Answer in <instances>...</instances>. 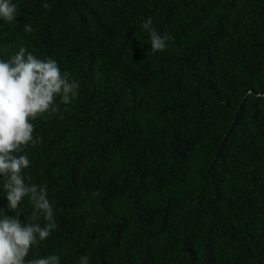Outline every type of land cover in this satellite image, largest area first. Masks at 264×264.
I'll return each instance as SVG.
<instances>
[{"label":"trees","instance_id":"trees-1","mask_svg":"<svg viewBox=\"0 0 264 264\" xmlns=\"http://www.w3.org/2000/svg\"><path fill=\"white\" fill-rule=\"evenodd\" d=\"M13 3L0 59L24 47L80 85L29 117L41 142L19 153L24 174L47 185L57 227L26 259L264 264V0ZM149 17L172 37L164 51Z\"/></svg>","mask_w":264,"mask_h":264},{"label":"clouds","instance_id":"clouds-1","mask_svg":"<svg viewBox=\"0 0 264 264\" xmlns=\"http://www.w3.org/2000/svg\"><path fill=\"white\" fill-rule=\"evenodd\" d=\"M42 7L51 9L47 2ZM17 14L18 5L13 0H0V19L18 23ZM142 27L150 36L152 52L164 51L172 37L159 33L150 17ZM24 31L31 33L33 28L26 23ZM79 87L78 81L60 70L56 60L38 59L24 47L6 60L0 59V181L8 201L7 211L13 213L6 214L0 208V264H60L57 254L26 259L31 246L45 241L57 224L47 185L28 182L31 177H26L24 170L31 161L19 153L29 144L35 146L41 142L29 117L56 112V98L69 104L79 95ZM257 97H264V93H257ZM99 195V191L92 193ZM25 198L32 212L28 220L22 221ZM41 219L43 224L39 222ZM80 264H89V257L81 256Z\"/></svg>","mask_w":264,"mask_h":264}]
</instances>
